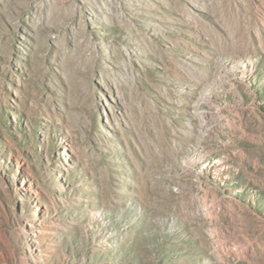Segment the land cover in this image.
<instances>
[{"label":"rangeland","instance_id":"1","mask_svg":"<svg viewBox=\"0 0 264 264\" xmlns=\"http://www.w3.org/2000/svg\"><path fill=\"white\" fill-rule=\"evenodd\" d=\"M0 264H264V0H0Z\"/></svg>","mask_w":264,"mask_h":264}]
</instances>
